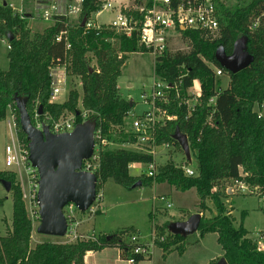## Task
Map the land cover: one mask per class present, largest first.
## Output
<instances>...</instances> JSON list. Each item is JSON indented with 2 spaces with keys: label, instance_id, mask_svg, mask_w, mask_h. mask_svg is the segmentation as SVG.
Wrapping results in <instances>:
<instances>
[{
  "label": "trees",
  "instance_id": "obj_1",
  "mask_svg": "<svg viewBox=\"0 0 264 264\" xmlns=\"http://www.w3.org/2000/svg\"><path fill=\"white\" fill-rule=\"evenodd\" d=\"M213 1L218 14V37L213 40L194 31H184L182 37L189 47L188 52L166 53L156 60L154 68L157 79L170 86L180 84L178 90L182 102L189 99L188 90L193 83L199 82L201 95L198 105L190 113L174 91L169 92L168 107H159L176 120L161 126L157 135L159 144L172 143L180 151L173 137L177 132L186 136L190 156L195 159L194 177H186L170 162L158 167L155 180L129 175L131 165L146 164L151 158L121 148L134 142L125 130L133 103L130 107L129 101L119 99L116 91L126 57L145 52L138 43L136 32L126 38L108 27H102L100 31L85 30L82 23L92 20L100 12L97 0H83L77 24L55 17L52 25L41 33H33L25 27L24 18L29 17L26 14H14L8 5L0 6V38L12 37L8 43V69L0 70V123L6 121L10 110L22 144L27 148L16 107L17 99H25L33 127L34 111L38 112L40 107V120L47 129L52 121L63 119L66 114L75 117L76 126L93 125L94 132L100 130L107 142L120 146L106 149L100 155L96 180L101 185L112 180L127 190H133L138 183L140 187L167 184L178 192L194 190L199 198L198 213L202 214L198 228L200 236H217L227 264H264V250L249 238L242 221L235 226L221 192L224 182L242 181L264 194V120L254 111L256 106L264 103V0H249L245 4L243 0H237L230 7ZM123 13L141 19L137 13ZM59 36L61 39L57 41ZM241 38H246L247 53L253 62L238 74L226 73L229 84L225 89H219V80L207 64L221 69L214 58L216 50L223 48L230 55L233 44ZM119 54H122L120 60ZM52 67L64 68L67 77L80 80L81 97L76 90H70L63 104L50 102L49 71ZM211 99H214L213 105L208 104ZM82 112L86 113L84 121ZM240 169L250 176L241 178ZM1 183L10 184L12 219L6 235L0 237V264H83L89 253L115 248L123 251L126 257L130 250L122 239L129 231L112 234L109 240H106L107 236H99L71 244L45 242L32 248V221L15 173L0 172ZM205 213L211 216L207 217ZM169 225L155 228L160 236L153 245L164 254L176 251L181 255L185 250V238L170 234ZM165 232L170 238L164 237L160 242ZM135 259L137 264L150 260V256Z\"/></svg>",
  "mask_w": 264,
  "mask_h": 264
},
{
  "label": "rangeland",
  "instance_id": "obj_2",
  "mask_svg": "<svg viewBox=\"0 0 264 264\" xmlns=\"http://www.w3.org/2000/svg\"><path fill=\"white\" fill-rule=\"evenodd\" d=\"M39 0H0V6L6 3L14 14H26L24 18L25 27L31 30L33 33H41L46 27L52 25L53 21L45 22L42 18L43 9L51 5L59 7L58 13H61L68 21V23L77 24L79 20V10L81 8V2L79 0H40L43 2H37ZM100 3V14L97 17V21L103 26H108L110 21L114 18L115 14L119 11H131L137 8L139 0H97ZM228 7L237 3V0H218ZM249 0H243L244 4ZM20 3V5H19ZM43 3V4H42ZM108 5H111L112 11L109 8L105 10ZM14 8V9H13ZM73 8L72 14L69 11ZM94 18V16H93ZM4 41L8 42L6 38ZM7 45L0 41V70L6 71L8 69L7 61ZM188 45L186 41L174 34L168 43V53L176 52H188ZM91 66L94 67L95 63L92 62ZM153 58L144 54H129L124 60L123 67L121 68V76L118 79L117 84V96L121 100L132 101L133 109L131 114L138 116L146 110V105L142 103L140 97L143 92L149 94L150 87L154 82L153 70H154ZM65 89L66 92L70 90H76L81 97V84L78 78L65 77ZM229 84V78L224 77L219 79V89H225ZM200 85L198 81L193 83L192 89L188 90V95L192 96V93H198ZM64 97V98H63ZM66 100L65 96H58L55 98L57 103H61ZM193 104V101H189ZM164 108L163 103L159 104ZM79 108L80 99H79ZM163 108V109H164ZM143 111V112H142ZM257 111V110H256ZM262 115L264 117V106L262 109ZM73 116L70 114L65 115L63 121H67ZM6 120L10 121L15 126L14 117L11 115L10 110L7 112ZM129 120L125 121V130L130 132ZM164 121L162 125L166 124ZM14 134L23 148L24 142L21 140L18 129L14 127ZM128 134L127 136H129ZM11 140L8 136L7 124L0 125V172H8L4 163V148L9 145ZM23 143V144H22ZM120 147L117 143L115 145L110 144L107 149H115ZM124 149L130 152H137L135 147L122 146ZM181 151L175 149L171 151L170 157L164 153L160 157V165H165L167 162L176 164L182 161ZM191 162L188 163L192 168L195 167V159L190 156ZM174 162V163H173ZM10 170L16 171L18 180L22 184V195L27 196L23 201L28 212V215L32 221V233L34 238L41 240L42 243H55V244H71L67 242L66 238H57L39 235L36 233V229L39 226L38 208L31 199L29 191V179L26 176L22 167H12ZM145 168L141 167L140 171L137 168H130L129 175L134 178H143ZM16 176V174H15ZM16 176V181H17ZM145 177V176H144ZM18 182V181H17ZM18 182V183H19ZM21 188V187H20ZM232 188V191L229 189ZM249 188L245 192H240L238 188L233 186L232 182H224L221 186V192L225 196V203L227 210L234 219L235 226H238L241 221L243 228L248 231L249 238L256 244L260 245L261 238L264 235V194L258 191L256 188ZM103 193L102 211L98 212V217L93 224L95 229L94 235L89 231L90 236L83 235L82 240H88L89 238L94 240L99 236L112 235L122 231H129L122 239L128 241L130 236H139V241L142 244L150 245L154 239H158L160 235L155 231L156 227H163L165 224H172L178 220L187 221L191 216L198 214L199 198L194 190L187 192L175 191L167 184H151V187L142 186L135 187L133 190H127L119 187L113 183L112 180H108L101 187ZM24 192V193H23ZM228 192H232L228 194ZM164 196L167 202H155L152 196ZM6 198V200H5ZM155 198V197H154ZM0 237H4L7 229L10 228L12 219V200L10 190L7 192L5 188L0 184ZM167 203L170 205V209H167ZM209 205V204H208ZM211 207V205H209ZM207 217L211 214L205 213ZM80 218L87 217L86 215L79 216ZM96 217V216H95ZM94 218V217H93ZM93 218H87L89 220ZM178 223V222H176ZM89 225H85L86 229H89ZM105 233V234H103ZM81 235V234H80ZM93 235V236H92ZM169 240L170 237L163 234V238ZM152 240V241H151ZM155 242V241H154ZM185 247L184 252L180 255L176 251L164 254L161 249L156 247H150L148 255L151 260L145 259L137 264H212L210 259L214 257L216 261L217 256L222 255L220 245L217 243V236L215 234H206L200 236L199 232L188 235L183 240ZM33 245V243H32ZM33 248V246H32ZM110 249V248H108ZM117 250V249H116ZM118 251V250H117ZM118 253V252H117ZM116 251L106 250L103 253H97L94 256V261L100 264H113L116 257ZM220 260V258H218ZM217 263V262H216ZM116 264V263H114ZM117 264H127L125 261Z\"/></svg>",
  "mask_w": 264,
  "mask_h": 264
},
{
  "label": "built area",
  "instance_id": "obj_3",
  "mask_svg": "<svg viewBox=\"0 0 264 264\" xmlns=\"http://www.w3.org/2000/svg\"><path fill=\"white\" fill-rule=\"evenodd\" d=\"M79 2H81L82 5L83 0H79ZM136 7L137 8L133 9V11L141 16V19H135L133 15H127L126 13H123L124 11H119L115 14L114 18L109 22L110 24L107 27L113 30L116 34L124 35L126 38H130L132 34L136 32L139 45L144 49V52L150 55L154 60L153 68H155L156 60L162 58L166 53H168V43L174 34H178L182 37V32L194 31L200 35L209 36L213 40L218 37V14L213 0H139ZM104 8H106L105 10L109 8L110 11H112L111 5ZM58 10V6L51 5L45 10L43 9L42 18L45 22H48L50 20L53 21V18L55 17L63 16L61 13H58ZM77 11L80 13L81 8ZM72 12L73 8H71L69 14H72ZM84 27L86 31H100L102 27L106 26L98 25L93 18L85 23ZM60 39L61 37L59 36L57 41H60ZM121 58L122 54H119L118 59L120 60ZM207 65L213 70L215 79L219 80L227 77L226 72L222 69L215 68L209 64ZM49 75L51 78V94L49 100L53 103L56 97L63 96L66 93L64 80L66 73L64 68L52 67L50 68ZM153 79L154 82L150 87L149 94L144 91L143 95L140 97L142 103L147 107L146 110L138 116L130 114V116L126 118L129 122L131 121L130 132L126 131V133L131 134L134 140L133 143L128 145L133 148L135 147L137 151L136 153L148 155L151 158V161L146 164H133L130 168H137V170L140 171L141 167H144L145 178H150L151 180H155L157 177L158 167L160 166L158 160L160 157L165 153L166 156L168 155L170 157V159L166 160L171 161V151L176 149L175 145L172 143L159 144L157 142L158 130L161 126H163L162 123L164 121L172 122L176 120V117L170 116L166 110L159 107V104L163 103L164 106L168 105V96L171 90L174 91L176 98L180 101L178 90V86L180 84H175L173 86L168 85L167 83L157 79L154 75V70ZM200 95L199 87L197 94L194 92L192 93V96L188 95L189 99L184 102H182L181 99L180 102L187 107V110L190 113L194 110L195 106L198 105ZM189 101H193L194 103L191 104ZM208 104L213 105L214 99H211ZM263 106L264 103L256 106L259 111L257 114L259 118H262L260 111ZM81 118L84 121L86 113L82 112ZM33 120L35 123L34 127L36 129L41 130L42 127H44L37 110L34 111ZM75 121L74 116L67 121H63L61 119L56 122L52 121L48 126V131L53 135L70 133L76 127ZM14 127L10 121L7 123L8 135L11 143L4 148V165L7 169H11L12 167H22L29 179L28 193H30L33 203L37 205L36 196L38 193L39 177L37 171L30 165L28 147L23 148L21 146L14 134ZM93 138L94 145L92 155L89 159L82 162L79 172L91 174L96 178V174L99 171L100 155L108 148L110 143L102 137L100 130L94 132ZM126 145L127 144L123 146ZM181 156L182 161L173 165L179 168L186 177H194V168L188 164L189 162L186 160L183 152L181 153ZM239 175L241 178L250 176L249 173H246L241 169L239 171ZM20 183L21 182H19V184ZM232 183L233 186H236L241 193L247 190L249 194L251 193L249 192L248 186L244 182L232 181ZM20 187L23 191L21 184ZM101 187L102 185L100 182L96 180L95 199L92 205L85 212H80L73 204H68L64 207L63 215L67 222V231L64 238L67 239L68 243H75L77 240H82L81 238H83L78 230L81 222L79 216L86 215V218H93L97 216L98 212L102 211L103 193ZM229 190L232 191V188ZM22 196L23 200L27 197L24 194ZM154 201L167 202L164 196L154 198ZM167 209H170V205L168 203ZM163 239L164 238L162 237L159 241L162 242ZM152 240L153 242L150 245H147L142 244L139 241V236H130L128 241H124L128 246H130V250L127 251L126 257H124L123 251H119L120 258H122L127 264H136L135 258L137 256H141L143 258L148 256L149 248L154 244L155 238H152ZM259 246L264 250V236H262ZM152 247H154V245Z\"/></svg>",
  "mask_w": 264,
  "mask_h": 264
},
{
  "label": "water",
  "instance_id": "obj_4",
  "mask_svg": "<svg viewBox=\"0 0 264 264\" xmlns=\"http://www.w3.org/2000/svg\"><path fill=\"white\" fill-rule=\"evenodd\" d=\"M57 18L65 19L63 16ZM6 38L8 43L12 40L10 35ZM246 43V38L237 40L230 55H227L223 48H218L214 58L220 68L232 75L248 68L253 58L247 53ZM132 103L129 101L130 107ZM16 107L19 113L20 131L28 142L29 162L39 177L36 196L39 226L36 233L64 238L67 231V222L63 215L64 207L73 204L80 212H85L95 199V176L79 172L82 162L92 155L94 126L83 123L70 133L53 135L47 127L38 130L32 126L26 111L25 99H17ZM38 115H41V107L38 109ZM173 139L178 143L186 160L190 162L186 136L177 132ZM1 185L9 192V183H1ZM136 186L139 187L140 184ZM200 221L201 215H193L185 222L170 224L168 232L185 238L198 232ZM109 239L110 236H107L106 240ZM216 264L227 263L221 258Z\"/></svg>",
  "mask_w": 264,
  "mask_h": 264
},
{
  "label": "crops",
  "instance_id": "obj_5",
  "mask_svg": "<svg viewBox=\"0 0 264 264\" xmlns=\"http://www.w3.org/2000/svg\"><path fill=\"white\" fill-rule=\"evenodd\" d=\"M19 2L21 3L22 2V0H19ZM37 2H39V1H37ZM20 3H19V5H20ZM3 4H6V3H3ZM7 5V4H6ZM14 9V8H13ZM100 14V13H99ZM99 14H97V15H95L94 16V21L98 24V25H100V26H103L102 24H100V23H98V21H97V17H98V15ZM7 40V39H6ZM0 41L1 42H4L6 45H7V50L9 51V46H8V42H6V41H4L2 38H0ZM8 51H7V54H8ZM7 54H6V56H7ZM63 96H65L66 97V100H67V97H68V92H66L65 93V95H63ZM64 98V97H63ZM65 100V101H66ZM65 101H63V102H61V103H57L56 101H53V103H55V104H63ZM262 109L263 108H261V111H260V115L262 116V118H263V120H264V117H263V115H262ZM257 110V107H255L254 108V111L258 114V110ZM143 112V111H142ZM9 122V120L7 121H5V122H2V123H0V125L1 124H7ZM7 130H8V128H7ZM9 136V135H8ZM7 146V145H6ZM5 146V147H6ZM191 159V158H190ZM158 162L160 163V160H158ZM190 162H191V160H190ZM189 162V163H190ZM9 171L8 172H13V173H15L16 174V176L18 175L17 174V172L15 171H12V170H10V169H8ZM17 181L19 182V180H18V176H17ZM21 184V183H20ZM22 185V184H21ZM228 193H232V192H228ZM154 197L155 198H157L158 196H152V198L154 199ZM5 200H6V198H5ZM199 214V213H198ZM199 215H201L202 216V214H199ZM97 217H98V215L96 216V217H94L93 219H91V220H89V219H87L86 217H83V218H80V220H81V222H80V226H79V228H78V230H79V233L82 235H88L89 234V231H91V233L94 235V232H95V229L93 228V224L95 223V220L97 219ZM184 220H178V221H175V222H183ZM89 225V224H91L90 226H89V229H86V226L85 225ZM103 234H105V233H103ZM92 235V236H93ZM90 236V234L88 235V237ZM107 236H110V235H107ZM32 243H33V245H32ZM42 243V241L41 240H38L37 238H34V236H33V233H32V235H31V242H30V245H31V247L33 246V247H35L36 245H38V244H41ZM106 250H112V251H116V257H115V262L114 263H122L123 262V260H121V258H120V253H119V251H117L115 248H110V249H104V250H102L101 252H98V253H103V252H105ZM95 255H97V253H94V254H92V253H89V254H87V255H85V257H84V259H83V264H100L99 262H97V261H94V256ZM218 258H223V253H222V255H219V256H217V259H216V261H214V257L213 258H211L210 259V263H214V264H216V262H218L219 261V259ZM151 260V259H150ZM113 263V264H114ZM212 263V264H213Z\"/></svg>",
  "mask_w": 264,
  "mask_h": 264
}]
</instances>
